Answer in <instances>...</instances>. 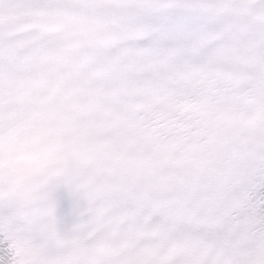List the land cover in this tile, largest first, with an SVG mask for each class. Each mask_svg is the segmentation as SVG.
Instances as JSON below:
<instances>
[{"label":"snow or ice","instance_id":"snow-or-ice-1","mask_svg":"<svg viewBox=\"0 0 264 264\" xmlns=\"http://www.w3.org/2000/svg\"><path fill=\"white\" fill-rule=\"evenodd\" d=\"M0 264H264V0H0Z\"/></svg>","mask_w":264,"mask_h":264}]
</instances>
